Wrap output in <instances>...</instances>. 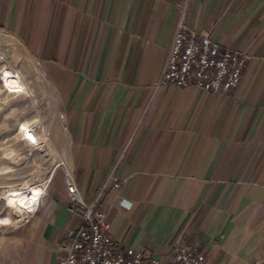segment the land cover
Masks as SVG:
<instances>
[{
    "label": "crops",
    "instance_id": "0c3cea01",
    "mask_svg": "<svg viewBox=\"0 0 264 264\" xmlns=\"http://www.w3.org/2000/svg\"><path fill=\"white\" fill-rule=\"evenodd\" d=\"M179 24L248 57L235 88L158 82ZM0 30L40 63L63 161L118 244L264 264V0H0ZM48 183L11 237L21 264H55L81 222L61 168Z\"/></svg>",
    "mask_w": 264,
    "mask_h": 264
},
{
    "label": "rangeland",
    "instance_id": "374dc122",
    "mask_svg": "<svg viewBox=\"0 0 264 264\" xmlns=\"http://www.w3.org/2000/svg\"><path fill=\"white\" fill-rule=\"evenodd\" d=\"M55 96L40 63L0 30V220L5 216L17 220L4 203L8 190L45 188L61 168L65 134ZM22 220L0 226V264H21L11 237L30 216Z\"/></svg>",
    "mask_w": 264,
    "mask_h": 264
},
{
    "label": "built area",
    "instance_id": "2783aa9c",
    "mask_svg": "<svg viewBox=\"0 0 264 264\" xmlns=\"http://www.w3.org/2000/svg\"><path fill=\"white\" fill-rule=\"evenodd\" d=\"M248 57L223 47L208 33L195 32L179 24L163 66L159 83L196 87L211 94H226L235 88ZM63 129L65 118L59 114ZM30 131L36 135L34 128ZM58 166V165H57ZM56 166V167H57ZM68 195L67 207L80 214L78 228L61 244L55 264H203L204 255L191 246L179 244L165 255H146L118 244L110 234L104 213L81 199L72 170L60 161ZM55 167V169H56ZM29 219V216L25 219Z\"/></svg>",
    "mask_w": 264,
    "mask_h": 264
},
{
    "label": "bare ground",
    "instance_id": "6f19581e",
    "mask_svg": "<svg viewBox=\"0 0 264 264\" xmlns=\"http://www.w3.org/2000/svg\"><path fill=\"white\" fill-rule=\"evenodd\" d=\"M28 137V136H27ZM30 139V140H29ZM29 142L34 141L32 138H27ZM52 175L50 176V178ZM49 181V180H48ZM44 188L28 185L21 189L14 188L8 190L3 199L5 205L13 210L17 220H13L9 216H5L0 220V226L12 225L25 217H27L33 210V207L43 194ZM23 221V220H22Z\"/></svg>",
    "mask_w": 264,
    "mask_h": 264
}]
</instances>
